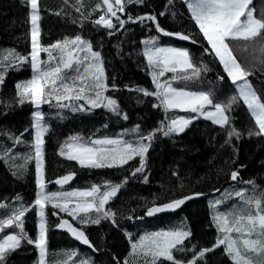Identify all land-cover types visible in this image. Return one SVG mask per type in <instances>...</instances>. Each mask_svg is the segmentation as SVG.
Wrapping results in <instances>:
<instances>
[{
	"label": "trees",
	"instance_id": "obj_1",
	"mask_svg": "<svg viewBox=\"0 0 264 264\" xmlns=\"http://www.w3.org/2000/svg\"><path fill=\"white\" fill-rule=\"evenodd\" d=\"M39 3L41 44L47 46L76 35L91 41L93 49L101 53L104 61L109 85L105 95L116 99L120 112L126 113L128 117L125 120L123 115H116L103 107L87 111H73L71 106L58 108L55 101L53 105L45 104L39 108L44 114V123L49 127L44 144L48 191H59L66 187L88 189L97 184L104 191L107 185L121 186L117 196L106 205V208L117 213L115 225L109 220H101L99 225H82L58 209L51 206L46 208L49 264L66 259L64 254L73 251L78 256L68 264H77L82 259H89L91 264H123L125 260L136 264L130 256L131 243L146 233L160 229L185 228L191 231V237L184 244L187 250L175 253L177 259L185 262L191 260L199 250L213 247L221 236L212 219L214 212L228 211L240 203L239 198L229 199L228 194L247 189L251 195L253 186L244 183L249 180L255 181L257 195L264 191V137H248V131L254 129L255 124L243 100L238 99L229 113L232 124L243 133L239 140L233 138L228 143V129L200 118L179 136L169 138L157 134L146 154L145 172L136 176L131 173L139 167V157L119 168L81 167L77 162L59 155V147L71 136L79 135L85 141L107 137L135 144L141 136L155 131L170 117L193 114L179 110L166 113L163 108L154 106L158 103L155 97L144 96L136 91L137 88L155 90L151 69L143 56V41L162 33L156 30L151 21L130 22L122 29L117 25L119 30L110 35L113 30L92 22L103 14L99 9L92 11L100 0H39ZM77 7H81L80 12L76 11ZM250 7H254L259 16L264 9V0H253ZM29 13L30 7L22 0H0V53L13 49L23 55L31 52ZM81 13L85 16L91 14L90 19L85 20ZM118 15L123 19L128 15H155L166 31L182 32L197 41L192 43L191 40L164 36L168 43H176L187 49L195 63L202 62L210 69L207 73H202L198 80L171 81L173 87L210 93L214 103L227 104L231 97H238L237 86L231 83L219 60L214 54L205 51L210 46L190 18L185 0H172L171 4L169 0H145L143 5H129L125 13ZM113 22L116 23L115 19ZM234 54L245 67L254 70L255 74L248 79L264 99V66L254 59L260 53L253 52L251 47L247 52L234 47ZM41 59L46 61L47 53L42 52ZM33 75L28 64L12 67L8 69L5 81L0 86V101H3L0 103V204L9 206L0 209V219L7 218L21 203L31 208L24 217V227L34 239L38 233V209L33 206L39 190L35 182V160L29 161L26 169L21 172L16 166L24 161L13 159L16 156L31 155L33 151L31 144L35 136L32 125L37 108L30 103L18 104L15 88L17 83L27 81ZM172 75L168 73L162 79L170 80ZM220 77L224 79L221 80ZM72 104H86V101H73ZM21 134L25 143L15 144L12 137H20ZM6 151H10L11 156H7ZM237 170L239 178L232 181L230 173ZM72 172L75 176L68 184L61 186L55 183L58 178ZM145 176L147 183L144 182ZM194 193H202L203 197L193 199L177 212L156 217L146 215V208L153 204L167 203ZM17 196L22 197V200L17 201ZM217 200L225 202L213 209L211 205ZM53 212H59V215L54 216ZM91 215L94 216L95 213ZM128 216L133 219H127ZM61 218H69L83 228L96 250L82 246L63 229H59L56 225ZM12 232L13 229L8 228L0 236ZM38 260L39 253L34 245L22 242L20 248L7 256L6 264H37ZM207 264L232 262L220 248L207 254Z\"/></svg>",
	"mask_w": 264,
	"mask_h": 264
},
{
	"label": "snow or ice",
	"instance_id": "obj_2",
	"mask_svg": "<svg viewBox=\"0 0 264 264\" xmlns=\"http://www.w3.org/2000/svg\"><path fill=\"white\" fill-rule=\"evenodd\" d=\"M30 7L29 23L31 37V52L28 55L17 53L14 49L0 53V85H3L9 68L28 64L34 75L31 79L17 83L15 88L16 102L20 105L30 103L37 109L48 104L58 108L72 107L73 111H87L96 108H107L116 115L122 114L116 99L106 96L109 90L104 61L99 51L93 49L91 41L85 40L81 35L64 38L53 44L44 46L40 42V3L39 0H22ZM67 2V0H65ZM190 11V18L198 26L199 32L210 46L205 49L209 54H214L223 66L231 83L237 85L239 94L231 97L229 103H214L210 93L192 92L173 87L171 81L198 80L202 73L210 71L207 64H197L187 49L177 47H162L158 45L159 37H152L143 41L145 48L143 56L151 69L154 91L137 88L144 96H152L158 100L154 105L163 108L167 113L173 110L191 113L189 116L170 117L167 122L146 136H141L138 143H130L122 139H96L85 141L83 137L71 136L60 148L59 155L69 161L77 162L81 167L102 169L119 168L128 164L131 160L140 158L139 167H136L131 175L145 172L146 154L151 147V142L157 134L163 137L179 136L183 134L195 120L203 117L221 128L228 129V143L232 139H241V133L231 122L229 115L232 106L242 99L252 117L255 128L249 130L248 137H264V99L256 92L249 76L255 74L254 70L245 67L234 54V47H240L247 52L251 47L253 52L258 51L259 57H254L260 65L264 66V9L256 15V9L250 8L253 0H185ZM145 0H100L92 11L97 9L103 12L92 21L95 25L115 31L122 29L127 23H144L151 21L158 32L164 36H175L185 41L191 40L197 43L190 35L182 32H169L162 28L155 15H141L133 17L128 15L121 18L118 13H125L129 5H143ZM172 3V0H169ZM81 2V7H82ZM81 7L76 11L80 12ZM59 15L60 13H56ZM165 13H161L164 15ZM90 19V15L85 16ZM175 15V13H173ZM115 19L116 23L113 22ZM75 23V21H73ZM119 25V29L117 27ZM82 26V25H81ZM47 53L48 59L42 60L41 53ZM168 73H172L170 80L162 79ZM221 80L224 77H220ZM114 87V86H113ZM73 101H86V104H72ZM3 103V101H0ZM90 106L89 107H86ZM33 128L35 129L34 141L31 144L32 154L16 156L13 159H22L23 164L17 165V169L23 172L29 161L35 160L36 185L39 189L34 206L38 209L39 225L38 233L33 239L25 231L24 217L31 208L22 203L13 209L7 218L0 219V233L5 229H13L12 233L0 236V264H6L7 256L21 247L22 242L34 245L38 250L39 260L37 264H49L48 256V222L46 208L51 206L59 212L66 213L79 224L89 223L99 225L101 220H109L116 224L117 213L111 208H106L109 201L117 196L120 185H107L106 190L101 191L100 186H92L87 190L56 191L47 190L45 179L44 144L49 127L44 123V114L36 111ZM139 126H137V131ZM20 137H12L15 144L25 143ZM147 141V143H145ZM11 156L10 151H6ZM16 174V173H14ZM75 176L69 173L58 178V185L68 184ZM239 171H232L230 179L237 181ZM147 183V176L144 177ZM244 183L253 186V193L248 194L247 189L229 193L228 198H239L240 203L228 211H215L212 217L221 236L211 248H203L196 253L191 260L177 259L175 253L185 252V241L192 235L190 230L178 228L169 231L146 233L138 240L131 243L130 256L136 264H207V254L222 248L224 254L232 264H264V191L259 195L255 192V181ZM219 191V189H216ZM203 195L194 193L172 200L161 205L146 208V215L152 217L156 214L180 209L186 201ZM17 201L22 197L17 196ZM224 200L212 203V208L217 209ZM7 204H0V209H6ZM59 212H53L54 216ZM95 213V215H91ZM83 214V215H82ZM127 219H133L128 216ZM59 229H65L76 240L96 249L92 245L85 231L74 226L68 219H60L56 225ZM131 240V235H129ZM66 259L56 264H68L78 253L73 251L64 254ZM77 264H91L89 259H82ZM123 264H132L125 260Z\"/></svg>",
	"mask_w": 264,
	"mask_h": 264
},
{
	"label": "rangeland",
	"instance_id": "obj_3",
	"mask_svg": "<svg viewBox=\"0 0 264 264\" xmlns=\"http://www.w3.org/2000/svg\"><path fill=\"white\" fill-rule=\"evenodd\" d=\"M251 8V7H250ZM155 37H159V40H158V45L159 46H162V47H177V48H182V47H180L179 45H177L176 43H168L167 42V39L164 37V35L163 34H161V35H157V36H155ZM152 38V37H151ZM149 39V38H148ZM146 40V39H145ZM163 40V41H162ZM143 45H144V43H143ZM144 48H145V45H144ZM183 49H185V48H183ZM237 86V85H236ZM238 88V87H237ZM187 91V90H186ZM238 92H239V89H238ZM36 111H40V109H37ZM35 111V112H36ZM201 118H203V117H201ZM33 132H34V136H35V129L33 128ZM107 137H101V138H99V137H95L93 140H96V139H106ZM108 139H110V138H108ZM145 143H147V141H145ZM63 145H61L60 147H59V151H60V148L62 147ZM95 186H100V184H97V185H95ZM101 187V186H100ZM92 188V187H91ZM91 188H88V189H91ZM101 189H102V187H101ZM76 190H87V189H76V188H68V187H66V188H64V189H61V190H59V191H76ZM39 191V190H38ZM49 192H56L55 190H50ZM38 193V192H37ZM38 225H39V215H38ZM159 231H169V230H155V231H152V232H149V233H153V232H159ZM133 242H135V241H133Z\"/></svg>",
	"mask_w": 264,
	"mask_h": 264
},
{
	"label": "water",
	"instance_id": "obj_4",
	"mask_svg": "<svg viewBox=\"0 0 264 264\" xmlns=\"http://www.w3.org/2000/svg\"><path fill=\"white\" fill-rule=\"evenodd\" d=\"M1 86V85H0ZM188 196V195H187ZM184 197V196H183ZM198 197H203V195H200V196H197V197H195V198H198ZM195 198H193V199H195ZM192 199V200H193ZM192 200H189V201H186V203L180 208V209H177V210H175V211H168V212H163V213H159V214H156V215H154V216H152V217H156V216H158V215H162V214H165V213H174V212H177V211H179V210H181L187 203H189L190 201H192ZM156 205H161V204H156ZM66 219H68V220H70L71 222H73L71 219H69V218H66ZM73 224H74V226H76V227H79V226H77L74 222H73ZM79 228H81V227H79ZM83 231H85L83 228H81ZM73 240H75L76 242H78L79 244H81L82 246H85V247H87V248H90L88 245H85V244H83L82 242H80V241H78V240H76L74 237H72L71 236V234L69 233V232H67L65 229H63ZM86 233V232H85ZM87 235V234H86ZM93 245V244H92ZM90 249H92L93 250V248H90Z\"/></svg>",
	"mask_w": 264,
	"mask_h": 264
}]
</instances>
